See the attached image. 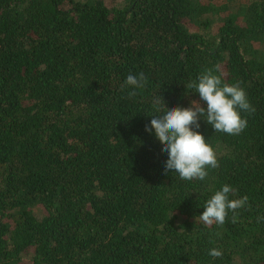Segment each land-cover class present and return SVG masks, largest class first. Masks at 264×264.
Masks as SVG:
<instances>
[{"label":"trees","instance_id":"obj_1","mask_svg":"<svg viewBox=\"0 0 264 264\" xmlns=\"http://www.w3.org/2000/svg\"><path fill=\"white\" fill-rule=\"evenodd\" d=\"M205 70L247 126L201 120L217 166L166 175L154 100ZM224 184L246 203L205 224ZM0 264H264V0H0Z\"/></svg>","mask_w":264,"mask_h":264},{"label":"clouds","instance_id":"obj_2","mask_svg":"<svg viewBox=\"0 0 264 264\" xmlns=\"http://www.w3.org/2000/svg\"><path fill=\"white\" fill-rule=\"evenodd\" d=\"M143 73L129 74L125 84L133 89L143 87ZM199 94V100H191L188 106L161 104L154 100V110L158 115H150L145 131L154 135L167 153L164 161V173H177L181 179L203 180L207 168L217 166L216 153L199 131L200 121L210 125L214 131L231 135L239 134L247 126L242 112L250 110L247 94L239 84L222 83L219 75L205 70L189 85ZM201 101L204 103L202 104ZM232 188L224 184L207 199L200 213L205 224H223L229 211L242 208L247 198L231 199ZM211 257L222 256L218 248L209 250Z\"/></svg>","mask_w":264,"mask_h":264}]
</instances>
